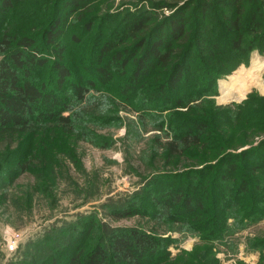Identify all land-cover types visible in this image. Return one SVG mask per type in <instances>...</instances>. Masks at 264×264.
I'll list each match as a JSON object with an SVG mask.
<instances>
[{"label":"rangeland","instance_id":"1","mask_svg":"<svg viewBox=\"0 0 264 264\" xmlns=\"http://www.w3.org/2000/svg\"><path fill=\"white\" fill-rule=\"evenodd\" d=\"M185 1L90 0L82 19L61 13L65 21L60 40L66 50L63 58L73 81L87 88L85 101L69 103L66 126L47 123L24 138L19 134L0 138V264H52L47 250L55 242L59 246L79 238L87 250L110 227L131 226L167 237L169 257H176L169 264H198L194 258L199 253L213 264H264V166L252 171L264 157V41L216 78L215 93L207 95L211 99L199 103V115L217 128L218 140L189 145L179 153H170L165 143L175 129L181 130L179 111L184 108L173 101L182 92H170L166 102L152 99L153 105L144 96L138 97L135 89L139 87L121 94L128 88L122 79L129 77L130 70L113 74L109 80H100L97 73L99 66L107 64V54L100 53L106 40L115 48L132 45L125 36L131 19L141 14L160 19ZM162 2L171 6L160 7ZM255 3L264 11V0ZM224 4H218L213 13L220 21L222 12H229ZM60 5V0H21L11 14L0 15V33H30L41 39L43 28ZM245 5L246 11L251 5ZM185 14L191 18L187 28L192 32L199 22L197 13ZM88 17L92 26L84 31L82 23ZM41 48L53 54L44 43ZM43 74L48 76L46 71ZM235 80L239 81L234 89L245 83V93L223 96ZM190 81L182 83L185 94L194 86ZM248 100L250 104L242 107ZM216 107L227 111L217 112ZM160 116L162 130L157 128ZM243 151L245 155L232 160L238 164L236 174L211 179L213 170L220 165L224 168L231 155ZM240 176L248 180L247 190H254L260 182L263 193L241 197L233 201L235 207L219 212L223 194L229 192V199L237 197L234 188ZM179 193L198 203L193 213L182 203H171L172 194ZM159 199L164 207L170 203L178 211L167 214L165 208L154 207ZM241 200L252 205L250 218L244 217L247 211L240 208ZM215 213L228 216L218 237L208 218ZM203 220L205 226L197 227Z\"/></svg>","mask_w":264,"mask_h":264},{"label":"trees","instance_id":"2","mask_svg":"<svg viewBox=\"0 0 264 264\" xmlns=\"http://www.w3.org/2000/svg\"><path fill=\"white\" fill-rule=\"evenodd\" d=\"M19 1L21 0H0V15L11 14ZM60 1L59 11L43 28L41 39L30 33L17 36L0 33V138L5 134H19L24 138L23 135L34 133L47 123L66 126L70 121L69 103L73 100L85 101L87 88L73 81L70 66L63 58L66 50L60 40L64 35L65 21L62 20L61 13L67 16L73 14L74 20L82 19V13L90 0ZM224 1V6L228 7L230 13L222 12L220 17L223 20L220 21L218 17H213V13L217 12L218 4ZM255 1L258 0H187L171 14L160 19L139 15L125 27V36L131 39L130 47L115 48L108 40L101 45L100 53L107 54L108 59L107 64L99 66V79L109 80L113 74H125L130 70L129 77L122 79L128 88L125 87L121 94L132 93L139 87L135 89L139 92L138 97L144 96L145 101L153 105L156 102L152 99L160 98L166 102L170 92L183 93L173 101L177 107L184 109L179 111L182 118L181 130L176 132L173 129V136L165 143L170 153H179L180 149L189 145H207L210 141L218 140L217 128L204 115H199V103L211 99L207 95L215 93L216 78L233 69L236 63L245 60L249 52L264 41V26L261 24L264 21V11ZM246 3L251 6L245 11ZM161 6L168 7L171 4H160ZM192 10L196 11L199 22L196 23V29L190 32L187 25L191 18L185 13ZM91 23L89 17L83 20V30H88ZM218 37L222 39L219 40ZM41 43L51 48L53 54H45L46 50L41 48ZM44 71L48 76L43 74ZM187 80H191L190 83L195 87L185 94L182 83ZM68 86L71 90H67ZM201 96L203 100L198 101ZM249 102L244 101L242 107L250 104ZM215 110L227 111L219 107ZM163 120L160 116L157 122L159 130L164 127ZM184 127L187 129L183 130ZM245 152L231 155L230 160H226L228 165L224 168L220 165L213 170L211 179L221 180L224 175L227 177L236 174L238 164L235 162ZM229 156L230 154L226 155L228 158ZM260 159L261 163L252 166V171L262 169L264 157ZM240 177L234 188L237 197L229 199L231 195L228 188V193L223 194L225 201L221 202L219 212L235 207L233 201H239L241 197L252 198L256 193H263L260 182L255 185L254 190H247L248 180ZM180 194H172L175 199L171 203H182L193 213L198 203L192 201L189 195ZM258 200L259 203L262 202V199ZM240 202V208L247 211L244 217L250 218L254 210H249L252 205H244L242 200ZM156 206L165 208L167 214L178 211L170 203L168 207H164L160 199L154 204ZM221 213H215L214 218L213 215L208 217L214 225L211 230L216 237L222 235L225 218L228 217L226 215L224 218ZM121 215L124 214L117 216ZM203 222L204 220L196 226H205L206 223ZM71 239L59 246L56 242L52 247L49 245L47 251H51V254H48V260L52 264H166L167 261L169 264L176 258L169 257L170 242L167 237L137 226L110 227L107 234L87 250L82 248L84 240ZM199 254V257L194 258L198 264H213L212 260L208 261L207 257Z\"/></svg>","mask_w":264,"mask_h":264},{"label":"bare ground","instance_id":"3","mask_svg":"<svg viewBox=\"0 0 264 264\" xmlns=\"http://www.w3.org/2000/svg\"><path fill=\"white\" fill-rule=\"evenodd\" d=\"M241 77L242 76H240V75L236 76V78H241ZM237 81H239V80H235V82L226 86L225 90H223L224 91L223 96L233 95L236 97H241L245 93V91L247 89V86L245 85V83H240V85L235 88L236 90L234 89V86H235ZM235 91H236V93H235Z\"/></svg>","mask_w":264,"mask_h":264}]
</instances>
